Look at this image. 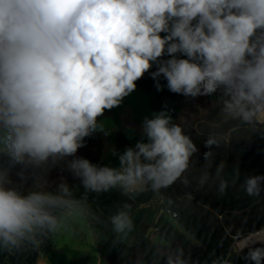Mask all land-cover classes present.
<instances>
[{"label":"clouds","instance_id":"clouds-1","mask_svg":"<svg viewBox=\"0 0 264 264\" xmlns=\"http://www.w3.org/2000/svg\"><path fill=\"white\" fill-rule=\"evenodd\" d=\"M153 67L157 91L161 77L185 97L220 89L222 114L264 135V0H0V155L9 160L0 164V253L24 252L69 229L90 213V194H159L178 180L189 184L184 173L199 149L166 111L143 118L133 147L113 149L118 167L77 155L102 131L98 118L120 107ZM204 146L201 186L214 180L223 196L239 181L248 197H262L264 175L241 181L236 165L228 180L223 161L213 173L218 140ZM61 162L78 185L61 177L51 187L46 174ZM15 165L19 184L10 175ZM132 208L124 201L108 218L117 235L133 230ZM242 258L264 264V241ZM164 261L197 264L183 247Z\"/></svg>","mask_w":264,"mask_h":264},{"label":"trees","instance_id":"trees-1","mask_svg":"<svg viewBox=\"0 0 264 264\" xmlns=\"http://www.w3.org/2000/svg\"><path fill=\"white\" fill-rule=\"evenodd\" d=\"M151 71H155V68ZM151 71L136 82L137 90L126 97L120 107L106 110L98 118V121L105 117L111 118L116 129L111 147L102 151L91 162L118 167V159L112 155L113 149L123 153L126 148L133 147L142 138L143 118H151L152 113L160 111H166L173 123L182 126L199 151L194 154L190 168L184 173L189 184L184 186L178 180L169 189L159 193L163 198L160 209H164L165 214L170 211L172 220L163 215L155 223L156 217L152 213L129 242L123 239V234L117 235L112 230L108 218L124 201L133 205L134 214L138 204L131 195L125 196L119 189L101 193L98 197L96 194L89 195V207L93 206L89 221L99 236L100 262L153 264L158 261L159 264H165L164 260L170 250L183 247L186 252L190 251L192 260L197 264H204L205 261L211 264L213 259H220L223 264H246L242 257L247 248L235 252L234 246L238 240L264 228V194L261 198L248 197L240 189L239 181L230 186L223 196L217 194L214 180L210 179L201 186L199 177L205 164L204 153L209 151L205 148L204 141L210 136L218 140V146L212 149L211 171L214 173L215 165L223 161V175L231 180L234 166L238 165L242 181L246 176L264 175V135L222 114L220 89L210 96L185 97L170 92L166 80L161 77L162 90L157 91L150 76ZM195 99L202 101L203 105L208 104V110L191 111ZM0 164L7 166L8 157L0 155ZM21 168L20 165L11 168V179L16 184L20 183L17 173ZM69 175V185H78L79 180L74 179L70 172ZM30 182L32 180L28 179L23 188L27 189ZM82 192L83 189L78 188L76 195L79 196ZM173 214L176 216L173 217ZM150 227L157 232V241L153 240L152 235L147 237ZM41 255H47L52 264H99L91 263L88 255L69 256L64 250L54 246L50 235L24 252L15 255L0 253V264H37Z\"/></svg>","mask_w":264,"mask_h":264},{"label":"rangeland","instance_id":"rangeland-1","mask_svg":"<svg viewBox=\"0 0 264 264\" xmlns=\"http://www.w3.org/2000/svg\"><path fill=\"white\" fill-rule=\"evenodd\" d=\"M154 68L155 67L150 69V71L153 70ZM193 103L194 105L191 106L192 107L191 111L196 110L200 112L203 109L208 110L209 108L208 104L203 105L202 104L203 102L198 99H195ZM99 124L102 125V131L95 132L91 136L85 138V147L78 149L77 152L78 156H82L91 161L93 158L99 157L102 151L108 150L111 147L113 140L112 137L116 129L115 124L109 117H105L101 119L99 121ZM61 177L66 179L67 182L70 181L69 172L67 171L64 164H57L55 166H52L48 171V173L46 174V178L49 181V184L51 185L52 188H55L56 184L60 182ZM31 184L32 182L29 183L28 187H30ZM131 196L135 200H139L140 197L144 198L140 193H135L132 194ZM152 204L155 206V209L152 213L157 218L160 211L162 210L160 209V207L163 204V198L156 196ZM136 212L138 214H142L144 212V208H142L139 211L136 210L134 214H132L134 227L137 226V222L139 220L138 216L135 215ZM165 213L166 212L164 210L162 216L164 215L167 219L172 220L170 214L168 213L165 214ZM91 217H92V211L90 210L89 214H86L84 217L78 218L77 220L72 222L69 229L58 232L56 234H52L50 235V237L52 239L54 246L58 249L64 250L66 254H68L69 256L79 257L83 255H88L91 263L102 264V262H100V258L98 254L99 236L96 230L91 226V223L89 221ZM132 231L122 235L123 239L126 242H129L130 239L132 238L134 234V232ZM150 235H152L153 240L155 241L158 240V235L157 232L154 230V228L150 231ZM243 239L244 238L238 240L237 243L241 242ZM237 243L234 246L235 252H239L247 248V247L239 248ZM37 264H52V262L47 255H41Z\"/></svg>","mask_w":264,"mask_h":264},{"label":"crops","instance_id":"crops-1","mask_svg":"<svg viewBox=\"0 0 264 264\" xmlns=\"http://www.w3.org/2000/svg\"><path fill=\"white\" fill-rule=\"evenodd\" d=\"M135 194V193H134ZM144 198L140 197L139 200H135L132 196V198L135 200V202L138 204V211L144 208V212L142 214L135 213L136 216H138L139 220L137 222V226H135L132 232H136L137 229L141 226V224L145 221V219L151 215V213L154 211L155 206L152 204L154 201V198L156 196H159L162 198L160 194L154 193L150 190L144 191L140 193ZM137 228V229H136ZM136 229V230H135Z\"/></svg>","mask_w":264,"mask_h":264},{"label":"bare ground","instance_id":"bare-ground-1","mask_svg":"<svg viewBox=\"0 0 264 264\" xmlns=\"http://www.w3.org/2000/svg\"><path fill=\"white\" fill-rule=\"evenodd\" d=\"M264 241V229L257 231L254 234L244 238L241 242H238L239 248H244L252 245L254 242Z\"/></svg>","mask_w":264,"mask_h":264},{"label":"water","instance_id":"water-1","mask_svg":"<svg viewBox=\"0 0 264 264\" xmlns=\"http://www.w3.org/2000/svg\"><path fill=\"white\" fill-rule=\"evenodd\" d=\"M90 209L92 210L93 209V206H90ZM164 213V209H162L159 213V215L157 216L156 220H155V223H158L159 219L161 218L162 214ZM153 229V227H150L148 232H147V237L150 235V231Z\"/></svg>","mask_w":264,"mask_h":264},{"label":"built area","instance_id":"built-area-1","mask_svg":"<svg viewBox=\"0 0 264 264\" xmlns=\"http://www.w3.org/2000/svg\"><path fill=\"white\" fill-rule=\"evenodd\" d=\"M130 195H132V194H130ZM167 213H168V214H171V213H170V211H167ZM172 216H173V217H175L176 215H175V214H173Z\"/></svg>","mask_w":264,"mask_h":264}]
</instances>
